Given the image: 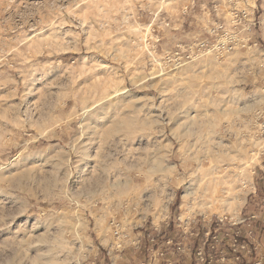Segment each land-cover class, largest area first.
I'll list each match as a JSON object with an SVG mask.
<instances>
[{
  "label": "rangeland",
  "instance_id": "1",
  "mask_svg": "<svg viewBox=\"0 0 264 264\" xmlns=\"http://www.w3.org/2000/svg\"><path fill=\"white\" fill-rule=\"evenodd\" d=\"M193 1L0 0V264H264V33L166 69Z\"/></svg>",
  "mask_w": 264,
  "mask_h": 264
},
{
  "label": "built area",
  "instance_id": "2",
  "mask_svg": "<svg viewBox=\"0 0 264 264\" xmlns=\"http://www.w3.org/2000/svg\"><path fill=\"white\" fill-rule=\"evenodd\" d=\"M198 9L199 14L196 13L193 1L191 6H186L181 12L182 19H193L188 24L190 31L185 33L186 36L191 35L188 38L177 37L179 29L176 30L168 19L158 24L174 34L172 47L163 51L161 56V65L164 68L180 69L207 55L224 57L234 51L258 48L263 42L264 0H254L253 5L247 0H207L202 9ZM159 31L160 28L155 27V40L151 45L155 52L162 41ZM260 129L264 133V123ZM259 171L264 182V166ZM115 229L117 231L116 226Z\"/></svg>",
  "mask_w": 264,
  "mask_h": 264
},
{
  "label": "bare ground",
  "instance_id": "3",
  "mask_svg": "<svg viewBox=\"0 0 264 264\" xmlns=\"http://www.w3.org/2000/svg\"><path fill=\"white\" fill-rule=\"evenodd\" d=\"M180 103H182V102H180ZM180 103H179V104H180ZM112 131H113V130H112ZM112 131H111V132H112ZM115 141H116V140H115ZM196 141H197V140H196ZM196 141H195V142H196ZM113 145H114V144H113ZM214 145H215V144H214ZM112 147H113V146H112ZM113 148H114V147H113ZM113 148H112V149H113ZM115 151H116V150H115ZM116 152H117V151H116ZM256 155H257V154H255L254 157H256ZM257 157H258V156H257ZM257 157H256V158H257ZM100 171H101V170H100ZM103 172H104V171H103ZM215 172H216V171H215ZM216 173H218V172H216ZM221 173H222V172H221ZM214 174H215V173H214ZM214 174H213V175H214ZM244 174H245V173H244ZM217 176H218V174H217ZM237 176H238V175H237ZM231 177H232V176H231ZM235 177H236V176H235ZM227 178H228V177H227ZM236 178H237V177H236ZM222 179H223V178H222ZM228 179H229V178H228ZM234 179H235V178H234ZM243 180H245V179H243ZM217 181H218V180H217ZM221 181H222V180H221ZM226 181H227V180H226ZM212 182H213V181H212ZM215 182H216V181H215ZM215 182H214V186H215ZM222 182L224 183V180H223ZM225 183H227V182H225ZM229 183H230V180H229ZM219 184H220V183H219ZM242 184H243V183H242ZM100 185H101V184H100ZM208 185H209V184H208ZM105 186H106V185H105ZM216 186H217V185H216ZM225 187H226V186H225ZM229 188H230V187H229ZM222 189H223V188H222ZM202 191H203V190H202ZM214 191H215V190H214ZM223 191H224V190H223ZM229 191H230V190H229ZM195 192H196V191H195ZM204 192H205V191H204ZM204 192H203V193H204ZM208 192H210V191H208ZM208 192H207L206 194H208ZM231 192H232V190H231ZM233 193H235V192H233ZM193 194H194V193H193ZM212 194H213V193H212ZM212 194H211V195H212ZM190 195H192V194H191V192H188V189H187V190H185V192H184L182 198H183V199H184V198L186 199L187 196L189 197ZM195 195H196V194H195ZM213 195H214V194H213ZM206 196H207V195H206ZM210 197H211V196H210ZM215 197H216V196H215ZM215 197H213V198L215 199ZM234 197H235V196H234ZM240 197H241V196H240ZM207 198H209V197H207ZM213 198H212V199H213ZM228 198H229V196H228ZM220 199H221V196H220ZM229 199H230V198H229ZM203 200H205V199H203ZM222 201H224V199H223ZM237 201H241V202H240L241 204L236 203ZM244 201H245L244 198H233V197H232V200H231V201L229 200V202H227V203H226L225 201H224V202H225L226 205H228L229 209H231V210L234 211V210H236L237 208L241 207V205L244 203ZM211 202H213V201H211ZM224 202H223V203H224ZM184 203H185V202H184ZM221 203H222V202H221ZM223 203H222V204H223ZM205 204H206V203H205ZM210 204H211V203H210ZM212 204H213V203H212ZM225 207H226V206H225ZM214 211H215V210H214ZM217 211H218V210H217ZM224 211H225V210H224ZM234 212H235V211H234ZM234 212H233V213H234ZM55 259H56V258H55ZM49 260H50V259H49ZM65 261H66V260H65ZM67 261H68V260H67ZM49 262H50V261H49ZM52 262H53V261H52ZM63 262H64V261H63ZM49 264H50V263H49ZM57 264H58V263H57Z\"/></svg>",
  "mask_w": 264,
  "mask_h": 264
},
{
  "label": "crops",
  "instance_id": "4",
  "mask_svg": "<svg viewBox=\"0 0 264 264\" xmlns=\"http://www.w3.org/2000/svg\"><path fill=\"white\" fill-rule=\"evenodd\" d=\"M259 214V213H258ZM251 216H249V218H247L248 220L251 219L253 217V222L255 221V217H258L256 214H254L253 212H251L250 214ZM260 215V214H259ZM263 217L261 218V220L258 221H262V223H264V213L261 214ZM257 226H259V223L256 224ZM263 251V250H261Z\"/></svg>",
  "mask_w": 264,
  "mask_h": 264
}]
</instances>
